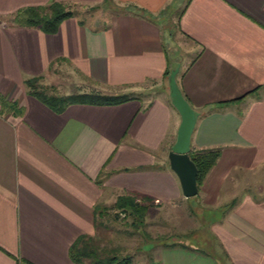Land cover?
<instances>
[{
    "label": "crops",
    "instance_id": "1",
    "mask_svg": "<svg viewBox=\"0 0 264 264\" xmlns=\"http://www.w3.org/2000/svg\"><path fill=\"white\" fill-rule=\"evenodd\" d=\"M51 1L0 0V264H75L73 239L95 233V206L121 193L212 218L209 251L169 244L156 264H264V0H112L95 11L101 0H58L73 14L56 32L14 22ZM172 8L183 42L173 50ZM175 67L199 113L190 151H220L189 198L167 160L180 122ZM51 74L74 92L135 98L57 113L24 84Z\"/></svg>",
    "mask_w": 264,
    "mask_h": 264
},
{
    "label": "trees",
    "instance_id": "2",
    "mask_svg": "<svg viewBox=\"0 0 264 264\" xmlns=\"http://www.w3.org/2000/svg\"><path fill=\"white\" fill-rule=\"evenodd\" d=\"M188 1V0H187ZM181 11L179 12V14ZM73 12L67 8L66 4L61 1H51L45 5L25 6L14 13L13 20L16 25L38 26L43 32H56L58 24L65 18L71 17ZM168 72V71H167ZM40 78L39 75L28 76L24 80L25 89L29 94L38 98L45 105L51 107L57 113L62 112L69 104L74 103H96L112 105L115 103H123L130 98H135L132 93L115 92L112 94L101 91L90 90L86 92L76 91L74 93H67L58 95L54 92H47L41 85L37 83ZM219 149L203 148L191 149L189 156L197 166V185L202 182L204 176L216 162L219 155ZM153 205V201L149 196H138L137 193L117 195L115 201L109 205L97 204L95 206L96 223H100L105 212L112 208L115 210L114 219L120 214L124 213L126 218L130 219V224L134 228L140 229L145 223L147 210L149 206ZM95 234L88 235L82 233L77 238H74L69 247V256L75 264H132L133 257L130 254H121L115 247H101L99 239Z\"/></svg>",
    "mask_w": 264,
    "mask_h": 264
},
{
    "label": "rangeland",
    "instance_id": "3",
    "mask_svg": "<svg viewBox=\"0 0 264 264\" xmlns=\"http://www.w3.org/2000/svg\"><path fill=\"white\" fill-rule=\"evenodd\" d=\"M115 4L112 0H101L95 5L87 9L95 11L96 9L113 8ZM68 8V7H67ZM178 8H172L169 19L167 21L168 28L173 33L175 32L174 19L176 18ZM84 16V15H83ZM168 46L171 50L181 48L182 41L176 36H170ZM175 47V48H174ZM51 77L40 76L37 83L41 85L47 92H54L58 95L66 93L70 89V82H64L62 76ZM151 88V87H150ZM153 88L148 90L150 92ZM76 92V91H75ZM104 203V204H111ZM103 204V205H104ZM189 205L188 209L192 211V215L187 214V210L183 204H180L177 209L153 208L148 210L145 223L140 229L134 228L130 224V219L126 218L124 213L120 212L116 219L113 215L115 210L112 208L105 212V215L100 219V223L96 225L95 236L99 239L101 247H115L119 253L130 254L133 257L132 264H156V255L159 248L165 247L169 244H177V246H189L190 248H200L203 251H209V241L213 240L211 234L210 216L202 209H196ZM179 216V224L175 223L177 216Z\"/></svg>",
    "mask_w": 264,
    "mask_h": 264
},
{
    "label": "water",
    "instance_id": "4",
    "mask_svg": "<svg viewBox=\"0 0 264 264\" xmlns=\"http://www.w3.org/2000/svg\"><path fill=\"white\" fill-rule=\"evenodd\" d=\"M178 67L169 70L168 86L172 106L180 114V122L177 127L175 141L169 146L168 158L169 166L175 172L181 185L182 193L185 197H192L198 192L196 175L197 166L190 159V139L191 132L199 116L198 111L185 99L182 91L176 83V73Z\"/></svg>",
    "mask_w": 264,
    "mask_h": 264
}]
</instances>
